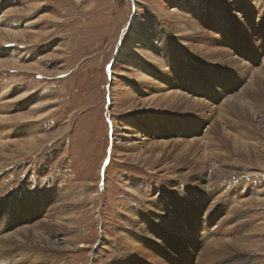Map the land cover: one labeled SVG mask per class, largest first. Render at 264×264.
Segmentation results:
<instances>
[{"label": "rangeland", "instance_id": "obj_1", "mask_svg": "<svg viewBox=\"0 0 264 264\" xmlns=\"http://www.w3.org/2000/svg\"><path fill=\"white\" fill-rule=\"evenodd\" d=\"M0 26L28 39L0 55L43 71L0 69L27 92L0 123V264H264V0H0ZM195 224L231 241L193 244Z\"/></svg>", "mask_w": 264, "mask_h": 264}, {"label": "bare ground", "instance_id": "obj_2", "mask_svg": "<svg viewBox=\"0 0 264 264\" xmlns=\"http://www.w3.org/2000/svg\"><path fill=\"white\" fill-rule=\"evenodd\" d=\"M20 10H18V9H16L15 10V8L14 9H12V10H9V11H7V15H9V16H6L5 18H7V17H10V15H12L13 13H18ZM213 15V14H212ZM211 15V16H212ZM186 19L189 21V18L188 17H186ZM191 20V19H190ZM187 21V22H188ZM193 21V20H192ZM12 24H14V23H12ZM189 24H190V22H189ZM192 24V23H191ZM190 24V25H191ZM192 27H193V25H191ZM195 28V26L193 27V29ZM132 28H128L127 27V32H129L130 33V36H131V33H132ZM131 31V32H130ZM196 31V30H195ZM128 33V34H129ZM195 32H190L189 31V34H194ZM1 35H3V36H6L7 37V39H5L4 40V42L3 43H8V42H16V41H21V43H27L28 42V39H27V35H26V33L25 32H22L20 29H15V28H13L12 27V29L11 28H9V27H5V26H0V36ZM184 35H186V34H184ZM5 37V38H6ZM162 37V35H160L159 36V38H161ZM9 38V39H8ZM132 42H133V39L132 38H128V36H124L122 39H121V41H120V47H119V49L122 51V52H124V51H126V49L132 44ZM120 50H119V52H120ZM148 50V49H147ZM215 49L214 48H212L211 50H209V52H208V50H207V52L206 53H204V55L206 56V55H211L212 54V52L214 51ZM9 51V50H8ZM0 52H3V51H0ZM252 53H254V51H252ZM148 57H150L151 58V60L152 61H154L155 62V59H156V61L158 62V61H160L159 60V56L158 55H154V57L152 56V55H149ZM155 58V59H154ZM27 60H29V59H27ZM233 62H238L236 59H235V57H230L228 60H227V63L228 64H230V65H232V63ZM23 63V64H22ZM22 63H18V60H16L15 58H10L9 56H7V54L6 53H4V54H2V55H0V69H4V68H7V69H17V70H25V71H27V70H30V71H36V70H39V71H41V72H43L41 69H40V67H39V65L38 64H36L37 62H30V61H23ZM240 64H241V62H239ZM234 64V63H233ZM158 65H160V63H158ZM134 66H139V70H141V72H142V76H141V79H143V80H145V81H147V82H150L151 81V78H150V76H149V73L148 72H146V71H144V65H142V64H140L139 62L138 63H135V65ZM164 66V65H163ZM235 67V66H234ZM238 67V66H237ZM236 67V68H237ZM249 66H246V68H248ZM239 68V67H238ZM250 68V67H249ZM245 72V71H244ZM244 72H241V73H244ZM247 72V71H246ZM262 75H264V72L262 71V70H257V71H255L254 73H253V75L251 76V83H250V86H253V87H256V84H257V82L258 81H260V85H263V81H264V79L261 77ZM150 86V85H149ZM11 84L10 83H8L7 81L6 82H4L3 84H1L0 85V123H7V122H10L12 119H13V117L12 116H10L9 114H11L10 112L12 111L10 108V106H6L7 105V103L10 101V100H13V99H24L27 95H25L27 92L26 91H24V90H21L19 87H17L16 89L15 88H13V89H11ZM151 87V86H150ZM152 87H154L157 91L156 92H158V94H159V96L158 95H153L152 97H151V101L153 102V103H157V102H159L160 104H159V106L161 107L162 105L164 106L165 104L167 105V106H169V105H172L171 103H175L177 100H181V102H186L187 104L188 103H190V101H189V99H188V97H186V96H184V95H180L178 92H173V91H171L170 90V88H164L162 85H159V86H152ZM151 87V88H152ZM260 89L261 88H259V90H257V93H260L259 91H260ZM12 91V92H11ZM156 92H155V94H156ZM160 92H161V94L162 95H160ZM10 93H12L10 96H9V94ZM16 94V96L12 99V97L11 96H14V94ZM256 94V93H255ZM240 96V97H239ZM239 97V98H238ZM233 98L234 99H232V100H238V103L240 102V103H243L244 102V104L246 105V101H248V94H247V92H244V91H242V94H240V95H233ZM230 99V98H229ZM27 102V101H26ZM197 103V102H196ZM199 103V102H198ZM250 103V102H249ZM24 105V104H23ZM199 105V104H198ZM19 106V105H18ZM42 106H44V105H42ZM154 106V105H153ZM13 107V106H12ZM37 107V105L36 106H34V109H37L36 108ZM158 107V106H157ZM16 109H17V107H15ZM18 108H21V107H18ZM155 108V107H154ZM14 110V109H13ZM223 115H224V113H222ZM26 115V114H25ZM23 113H22V115L20 116V119H28V120H30L31 119V116L28 118V116H25ZM39 116H42V115H39ZM25 117V118H24ZM223 117V116H222ZM236 129V128H235ZM235 131H237V130H235ZM4 132V129H1V131H0V148H3V147H5L6 145H7V142H5V134L3 133ZM237 133H238V131H237ZM236 133V134H237ZM206 136V135H205ZM42 137V136H41ZM46 137V136H45ZM232 137V136H231ZM47 138V137H46ZM244 138V137H243ZM42 139H44V136L41 138V139H34L33 137H31V139H29V140H27L26 141V143H25V146H24V148L23 149H25L26 147H32V146H35V145H37V143L40 141V140H42ZM164 142V146L166 145V142L167 141H163ZM243 143V142H242ZM241 143V144H242ZM152 144V143H151ZM157 144V143H156ZM161 144V143H160ZM162 145V144H161ZM158 146V145H157ZM187 147V146H186ZM151 148V147H150ZM185 148V147H184ZM159 151H160V149H159ZM208 153H204L203 154V157L206 159L207 157H208ZM67 192V191H66ZM63 193V192H62ZM61 194V193H60ZM66 194H68V195H72V198H76V196H77V194H75V193H65V195L64 196H66ZM61 196H62V198L60 199V200H63L65 197L63 196V194H61ZM64 197V198H63ZM241 197V196H240ZM57 198H59V197H57ZM56 198V199H57ZM67 198L69 199L70 198V196L68 197L67 196ZM66 198V199H67ZM72 198H70V199H72ZM235 198V197H234ZM65 200V199H64ZM57 202L59 201V199H57L56 200ZM56 202V203H57ZM60 202V201H59ZM233 202V201H232ZM55 203V202H54ZM134 211V210H133ZM128 213H135V212H130V211H128ZM47 219V218H46ZM45 220V219H44ZM56 220V221H55ZM54 221H53V223H57V224H59V225H63V224H61V222H62V220H63V218L61 217V216H58V217H56V219H55ZM47 221V220H46ZM43 222V221H42ZM50 224H52V223H50ZM203 224H200V226L198 227L197 226V224H195V225H193V229H192V232H191V238H192V240H190L191 241V243H193V244H197L198 242V244L197 245H199L200 243H202L203 242V240H204V243L203 244H206V245H203V246H209V248L212 246V247H214V246H218V245H222L223 246V244H225L227 241H231V239H223V238H221V237H218L217 236V232L218 231H220V230H218L217 232H212V230H211V228H207V226H202ZM44 226H46L45 225V221H44ZM64 226V225H63ZM220 229V228H219ZM223 229V228H222ZM221 229V230H222ZM227 229V228H226ZM24 230H26V228H24ZM225 230V229H224ZM223 230V231H224ZM17 231V230H16ZM16 231H15V233L13 234H10V235H6L5 237L6 238H12L13 236H16L17 238H18V236L19 235H17L18 233H16ZM27 231V230H26ZM128 232V231H127ZM127 232H125V236L123 237L125 240H126V242H128V243H132V244H135L136 242L135 241H137L136 240V238H134L133 236H134V234L133 233H131V232H129V233H127ZM226 232V231H225ZM136 235V234H135ZM242 236V235H241ZM4 237V238H5ZM16 237H14V239H16ZM189 238H190V236H188ZM213 237V238H212ZM34 239H35V241H36V243H42L44 240H47L46 238H44V235H43V233L42 232H37V233H35L34 234ZM44 239V240H43ZM201 239V241H199ZM205 239H207V241L205 242ZM233 240V239H232ZM253 240V238H251L250 237V235H244V236H242V237H239V238H236V241H237V243H238V245H241L242 247H244V248H248V247H250L252 244H256V242H257V240H254V241H252ZM18 241V240H17ZM19 241H20V239H19ZM135 242V243H134ZM45 243H47V242H45ZM208 243V244H207ZM48 244V243H47ZM46 244V245H47ZM48 245H50V243L48 244ZM135 246V245H134ZM200 246V245H199Z\"/></svg>", "mask_w": 264, "mask_h": 264}, {"label": "water", "instance_id": "obj_3", "mask_svg": "<svg viewBox=\"0 0 264 264\" xmlns=\"http://www.w3.org/2000/svg\"><path fill=\"white\" fill-rule=\"evenodd\" d=\"M103 173H104V169H103ZM105 177H103V179H104Z\"/></svg>", "mask_w": 264, "mask_h": 264}]
</instances>
